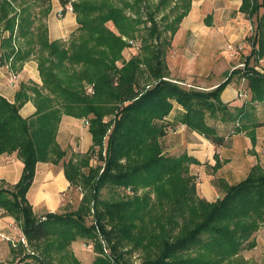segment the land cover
<instances>
[{
  "label": "trees",
  "instance_id": "trees-1",
  "mask_svg": "<svg viewBox=\"0 0 264 264\" xmlns=\"http://www.w3.org/2000/svg\"><path fill=\"white\" fill-rule=\"evenodd\" d=\"M52 1L0 0V25L5 23V30L10 31V37L2 41L7 53L5 59L1 56L0 65L11 62L12 70L18 72L38 51L43 82L42 86L22 83L13 104L0 95V156L15 154L24 166L16 185L6 188L0 181V209L18 222L34 253L19 264H53L57 255L62 262L71 259L73 264H81L69 251L78 239L95 244L98 256L93 264H127L124 251L119 252L126 246L159 250L156 258L140 264H233L243 252L254 249L255 235L264 225V169L256 165L240 183H222L223 197L209 202L198 196L190 176L188 165L199 162L186 154H163L159 139L172 127L184 125L222 147L225 136L208 123V115L223 124L240 121L228 129L231 137L264 125L250 118L243 123L253 103H264V74L257 65H251L264 58V14H260L264 0H243L240 8L248 19L256 18V34L245 69L234 70L224 83L208 92L185 90L168 80L166 54L193 0H157L152 9L148 4L153 12L147 13L151 27L142 38L143 56L133 57L121 68L116 64L123 59L127 46L121 37L136 38L139 26L146 24L140 15L141 4L149 0H122V8L112 0L74 2L79 27L69 45L62 40L51 41L47 27H40L37 46L31 29L32 8L51 5ZM58 1L63 8L69 3ZM15 5L23 7L17 10ZM48 7L45 15L50 12ZM168 9L161 20L166 22L161 31L155 16ZM127 11L135 16H128ZM164 32H170L171 37L163 40ZM17 38L26 48L14 46ZM142 66L149 73L145 87L139 84ZM65 74L69 75L64 79ZM236 74L247 80L251 102L232 109L221 95ZM85 82L93 85V95L87 94ZM30 100L37 110L23 118L20 110ZM176 104L183 111L169 122ZM115 114L114 120L104 122ZM64 116L88 122L93 146L87 158L65 161L66 152L57 141ZM253 132L248 134L255 143ZM97 148L101 160L106 150L105 167L102 173L91 168L85 174L84 168ZM63 159V171L71 187L83 190L80 207L75 212L47 213L39 218L27 199L37 165L56 166ZM120 188L130 189L134 196L101 197L104 189L113 192ZM140 190L149 191L139 196ZM87 215L94 217L91 226L85 224ZM105 250L112 255H105Z\"/></svg>",
  "mask_w": 264,
  "mask_h": 264
},
{
  "label": "rangeland",
  "instance_id": "rangeland-1",
  "mask_svg": "<svg viewBox=\"0 0 264 264\" xmlns=\"http://www.w3.org/2000/svg\"><path fill=\"white\" fill-rule=\"evenodd\" d=\"M79 0H69V4L73 6L74 2H78ZM113 3L118 7H123V1L122 0H112ZM124 1H130L131 0H124ZM202 0H199L200 2ZM157 0H149L146 4H141L142 11L140 13L142 20L146 22V24H141L139 26L140 31L136 33V38L131 39L125 36H122V40L127 44L126 48L123 51V59H121L119 62H117V67L121 68L123 66L124 62H127L131 60L133 57H142V44L143 40L142 38L145 37L147 34V28L151 27V24L147 22V13L150 10L148 7V4H150L151 9L155 7ZM19 4V1L17 2ZM52 4V2H51ZM147 5V6H145ZM50 6V12L45 15V10L49 8ZM16 9H21L19 5H15ZM66 9L63 8L58 15H57V21H61L66 14L69 11H65ZM33 13H31L32 18L34 19V24L31 27L32 31L35 33L34 36V42L38 46L39 40H38V29L37 28H46L48 29V23L50 20L53 21L55 13L53 12L52 5H46L45 7L39 8L38 6H34L32 8ZM169 12V9L166 11L160 12L157 16H155L156 21L159 23L160 30L163 31L164 24L161 20L165 15H167ZM74 13V12H70ZM205 13V14H204ZM206 11L202 13V17L199 21H195L197 30V34L203 33L204 31H207L204 27L205 24L208 23V18L206 17ZM235 13H232L233 21L238 23V25L234 28V26H231L229 28V40L226 42H223L221 44H214L213 47L215 50H219L217 52L218 57L214 58L212 62H210L208 59L204 58L203 50L201 47H198L196 50L197 52L194 54L193 57L189 56H179L178 53L181 51L178 49H174L173 46H171L166 54V64L168 67V80H172L173 83L177 84L178 86L182 87L185 90H195V91H201V92H208L212 91L210 90V86L213 84H217L220 82V80H224L227 78L228 75H230L234 70H243L245 69V59L248 57L252 50V41L254 39V36L256 34V18L253 20L248 19L245 15H240L241 20H236V16H234ZM260 14H264V10H261ZM127 15L135 16L133 12L127 11ZM174 16L170 17L169 20H174ZM226 15L220 18H218V21L223 22ZM62 22V21H61ZM183 22V21H182ZM63 23V22H62ZM213 23V20H212ZM60 24V23H59ZM221 25V26H220ZM218 27L216 25L213 27L214 34L222 28V23H220ZM112 25H109L108 27L111 30L115 29L112 27ZM79 27V25H78ZM49 30V29H48ZM48 35L50 38V32L48 31ZM72 33L70 37V33L67 35L66 33L63 34L65 37L64 39H60L63 42L66 43V46L69 45L70 40L72 39L73 34ZM116 33L118 31L116 30ZM178 33V32H177ZM4 34H7L8 36L5 38L8 39L10 37V31L5 30V23L0 25V37H2ZM193 34V33H192ZM17 35V33H15ZM228 35V33H227ZM176 36V35H175ZM16 37V36H15ZM32 37V36H31ZM171 33L170 32H164L163 34V40L170 38ZM68 38V39H67ZM15 39V38H14ZM51 41L52 38H50ZM162 40V41H163ZM3 41V40H2ZM174 41V38H173ZM173 41L171 45H173ZM186 43V42H185ZM17 46V49L19 48H26V45L24 44V41L22 39H18L14 41V46ZM183 42L180 43V49L184 47ZM220 46V48H219ZM39 47H37L38 49ZM1 49L7 53V48L2 47ZM39 55L38 51H36L33 55L32 60L38 61L36 58ZM197 55V56H196ZM38 63V62H37ZM210 66H213L212 70L208 69ZM243 65V66H242ZM252 66H256V69L261 74H264V58L258 62L257 64L252 63ZM242 66V67H241ZM143 74L139 75V84L140 86H146L149 84L145 78L149 76L148 71L146 70L145 66L143 67ZM172 70V71H171ZM208 71V72H207ZM209 71H211L209 73ZM72 70H69V73H71ZM69 75V74H68ZM68 75H64V79L68 77ZM176 79V80H175ZM232 81L237 82L238 84V97L237 99L242 100L245 104H250L251 102V93L249 89L247 90L248 82L246 79H241L238 74L234 75ZM85 86L87 94L93 95L94 94V87L91 84H88V82L83 83ZM89 89H92L90 92ZM228 105V103H227ZM256 105V107H255ZM255 105H252L254 107L253 113L248 114L246 119L243 121V123L247 120L252 119L254 122H262L264 124V103H256ZM230 107V105H229ZM232 108V107H230ZM234 109V108H232ZM178 115V113H177ZM176 115V116H177ZM115 115L107 116L104 118V122L108 123L115 119ZM66 117V116H64ZM62 117V121L64 119ZM173 118V117H172ZM250 118V119H249ZM78 122L75 121L74 125L68 123V126H65V130L61 131V124L58 131V137L57 141H60V147L63 151L66 152L65 161H68L71 159H78L79 158H87V152L92 149V147L88 148L86 147L84 143V133H86L85 129H82L81 120L83 119H77ZM175 120V119H174ZM87 128L89 129L88 122L84 120ZM208 123L211 126H215L218 130L219 134H223L225 136V144L228 143L229 138H231L229 131V128L238 126L240 124L239 122H234L230 124H223L222 122H218L216 120H213L209 118L208 115ZM171 122V121H169ZM173 122V121H172ZM242 124V123H241ZM184 125H178L176 128L172 127L171 130L167 131V134L165 137L159 139V143L163 149V154L167 156H181L182 154H186L189 157H192L196 159L199 163L197 165L192 164L189 166V172L190 176L194 179V182L197 186V192L198 196L205 198V185L206 181L212 180V184H214V190H216L217 194H215L216 200L223 197V192L221 191V185L222 183H230L233 185H236L240 183L245 177L244 172V165L246 162L243 160V158H238L235 153H230L227 150L221 149V147H218L214 145L211 140L206 139L203 135H200L197 132H191L188 129L183 128ZM87 129V130H88ZM231 130V129H230ZM111 131V129H110ZM260 137H263L264 135V128H262L259 131ZM253 143V142H252ZM257 143V136H255V143L253 145L255 146ZM262 144H264V141H262ZM93 146V144H92ZM100 149H93V154L90 155V160L88 163V166L84 168L85 174L90 173L89 171L92 169H95L96 172L102 173L104 167H105V157H106V150L103 149L102 156L104 157V160L99 159V152ZM244 151V149H243ZM245 152V151H244ZM196 156V157H194ZM63 162L64 159L60 162L59 165H56V169L60 170L63 169ZM210 182V184H211ZM6 188L10 187L5 185ZM149 190H140L139 196H143L146 192ZM114 192V193H113ZM111 191L109 189H104L102 191V198L104 200L117 199V198H127L128 196L133 197L134 193L128 189H115V191ZM218 195V197H216ZM154 198V195H152ZM56 198H59L62 204V208L57 211L56 213L65 214V213H71L75 212L79 209L82 198H83V190L82 188H76L71 187V189L64 193L59 194ZM28 199V198H27ZM206 199V198H205ZM215 200V201H216ZM29 201V200H28ZM30 202V201H29ZM31 204V203H30ZM33 207V206H32ZM34 208V207H33ZM37 217H43L46 216L49 211L47 210H35L33 209ZM94 223V217L93 215H87L85 218V224L87 226H91ZM256 236V235H255ZM25 240V241H23ZM256 240V238H255ZM19 242L22 246H25V251L21 247L18 248H12L9 244H2L1 245V252H0V262H3L5 264H19V262L24 261L26 257L29 255H33L32 248L29 247L28 241L26 240L24 234L19 238ZM257 242V240H256ZM258 245V242H257ZM91 246V247H90ZM127 248H120L119 252L124 251V260L127 262V264H140L143 261L149 259V258H156L159 250L156 247L152 248H146V249H139L135 250L132 248V246H126ZM128 250V252H127ZM133 250V252L131 251ZM69 251L72 253V255L79 260L81 264H93L95 258L98 256L95 244L93 242H88L87 240L78 239L76 242L72 243L69 247ZM40 255V253H38ZM104 254H110L107 252V250L104 251ZM112 255V254H110ZM109 256V255H108ZM18 260V261H17ZM62 257L60 255H57L55 260L53 261V264H73L71 259H65L63 262L61 261ZM17 261V262H16ZM28 261L32 262L28 259ZM27 262V261H26ZM233 264H264V256L260 254H253L250 250H247L243 252L240 257H238Z\"/></svg>",
  "mask_w": 264,
  "mask_h": 264
},
{
  "label": "crops",
  "instance_id": "crops-1",
  "mask_svg": "<svg viewBox=\"0 0 264 264\" xmlns=\"http://www.w3.org/2000/svg\"><path fill=\"white\" fill-rule=\"evenodd\" d=\"M243 0H202L200 2H193L192 8L189 15L183 20L174 37L173 47L174 49H178L181 51L179 56H191L197 52V48L201 47L203 50L204 58L208 59L210 62L213 61L214 58L218 57L217 50L214 49V44H221L229 40L230 33L229 28L234 26V28L238 25V23L233 21L232 13H235L236 20H241L240 15H245L240 12V8L242 6ZM53 12L55 13L53 21L50 20L48 23V31L50 32V38L52 40H60L65 37L63 34H69L70 37L73 32L78 29V23L76 20V15L74 13L68 12L66 16L61 20L57 21L58 13L63 9V6L58 0L52 1ZM206 11V17L209 19L208 23L205 24L204 28L207 31L203 33H198L195 29L196 23L195 21H199L203 16L202 13ZM205 14V13H204ZM226 15L223 22L218 21V18ZM246 16V15H245ZM204 18V17H203ZM213 20V23H212ZM60 23V24H59ZM222 23V28L216 32L213 31V27L216 25L218 27ZM221 26V25H220ZM193 33V34H192ZM228 33V35H227ZM8 35L4 34L0 37V54L5 59V51L1 49L2 40H4ZM65 37V38H63ZM68 39V38H67ZM184 43V45L180 49V43ZM186 42V43H185ZM220 48V46H219ZM197 56V55H196ZM7 62L0 65V95H2L5 99H7L10 103H16L17 92L20 89L22 83H34L36 85H43L42 78L39 71L38 63L34 60H30L23 64L21 69L17 72L20 78V83L18 85H12L8 80V71H7ZM213 66L209 68L212 70ZM258 70V69H257ZM172 71V70H171ZM208 72V71H207ZM211 71H209L210 73ZM176 80V79H175ZM226 79L220 80L219 83H215L211 85L210 90L216 89L220 84L224 83ZM30 96L31 93H29ZM238 97V84L237 82L231 81V83L225 88L222 92L221 100L225 104H229L232 108H239L242 106L243 101L237 99ZM253 103L252 105H255ZM252 107V106H251ZM249 108L248 113L252 114V108ZM256 107V105H255ZM36 106L32 100L28 101L23 105L20 110V114L23 118H29L33 116L36 112ZM183 111V109L179 105L174 106V110L169 116V121H174L177 113ZM173 117V118H172ZM75 121H79L75 118L64 117L62 121L61 131L65 130V126H68V123L73 124ZM82 124V129L86 130L84 133V143L86 147H92V135L89 132L88 126L86 125L84 119L80 121ZM252 122H254L252 120ZM260 123H262L260 121ZM186 130V127L183 126ZM264 128V125L257 128H250L248 131H245L241 134L234 135L231 137L227 144L224 143V146L221 147L223 150H227L230 153H235L238 158H243L246 162L244 165L245 177H243L242 181L245 180L250 174L252 168L256 165L261 166L264 169V135L260 137L259 131ZM88 129V130H87ZM254 136H257V143L254 146L252 143V137L248 134L253 131ZM60 144V141L58 142ZM244 149V151H243ZM196 157V156H194ZM23 163L17 158L15 154L7 155L4 154L0 156V181L4 182L7 186L16 185L22 176L23 173ZM212 181V180H211ZM210 180L207 179L205 185V198L209 202H214L216 200L215 194H217L216 190H214V184H212ZM211 182V184H210ZM229 185H233L227 183ZM71 189V185L69 181L66 179L63 169L57 170L56 166L47 164V163H39L37 165L36 176L32 187L30 188L27 198L30 201L31 205L35 210H48L49 213H56L62 208L61 200L56 198L59 194H64ZM218 197V195H216ZM23 235L22 230L18 224V222L13 218L8 216L3 210L0 209V252L2 244H9L12 248L21 247L19 242V238ZM256 240L258 245L250 250L253 254H260L264 256V225L258 230L256 233ZM23 251H25V246L21 247ZM1 255V254H0ZM18 261V260H17ZM16 261V262H17Z\"/></svg>",
  "mask_w": 264,
  "mask_h": 264
},
{
  "label": "built area",
  "instance_id": "built-area-1",
  "mask_svg": "<svg viewBox=\"0 0 264 264\" xmlns=\"http://www.w3.org/2000/svg\"><path fill=\"white\" fill-rule=\"evenodd\" d=\"M198 1L199 0H193V2H198ZM64 9H66L65 11L73 12V7H72L71 4L67 5ZM7 71H8V80H9V83L12 84V85H18L20 83V78H19L18 73L12 70V68H11V62H9L7 64ZM89 91L91 92L92 89H89ZM23 241H25V240H23Z\"/></svg>",
  "mask_w": 264,
  "mask_h": 264
},
{
  "label": "water",
  "instance_id": "water-1",
  "mask_svg": "<svg viewBox=\"0 0 264 264\" xmlns=\"http://www.w3.org/2000/svg\"><path fill=\"white\" fill-rule=\"evenodd\" d=\"M0 60H1V54H0Z\"/></svg>",
  "mask_w": 264,
  "mask_h": 264
}]
</instances>
